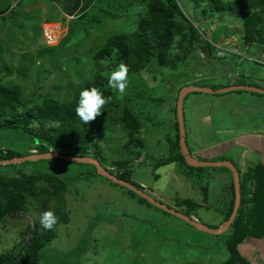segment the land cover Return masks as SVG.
Here are the masks:
<instances>
[{
    "label": "rangeland",
    "instance_id": "obj_1",
    "mask_svg": "<svg viewBox=\"0 0 264 264\" xmlns=\"http://www.w3.org/2000/svg\"><path fill=\"white\" fill-rule=\"evenodd\" d=\"M133 1L135 4L128 7ZM139 1L100 0L96 8H90L82 16L88 20L83 24L81 14L64 15V0H0V10L10 7L8 15L0 17V50L4 59L0 83L6 87L19 86L25 99L47 92L64 100L72 99L77 89L81 92L85 88L87 65L88 79L93 82L96 70L88 62L93 54L114 36L137 34ZM177 1L200 30V36L193 41L178 37L172 45L169 64L163 66L153 59L137 78L128 79L122 96L107 86L116 110L108 103L95 119L99 126L95 139L105 154L100 156L106 160L100 163L103 169L108 168L104 170L117 173V163L123 161V168L142 187L141 191L215 230L221 228L230 214L234 174L225 167L192 170L185 164L182 168L177 163L160 165L162 158L169 157L172 142L177 139L174 110L177 92L184 87L219 91L227 83L264 90V59L258 61L261 56L254 48L241 50L244 31L237 11L211 18L201 12L202 8L196 11L191 0ZM107 13L113 16L107 17ZM206 44L212 48L208 57L214 60L211 64L207 61ZM238 51H242V59L233 55ZM224 52L228 55L223 56ZM116 64L111 63V72L117 69ZM170 76L177 77L172 92L162 88L163 80ZM223 95L194 92L185 97L186 142L196 160L228 162L242 174L239 157L233 153L238 148L231 139L233 135H224L222 140L214 134L215 112L229 111V116L236 113L239 118L263 123L264 95H257L260 97L257 101L249 91L236 97L230 95L226 100L219 97ZM125 109L136 112L142 120L138 131H130L123 124L121 116ZM225 122L228 124V119ZM228 129L233 132L234 126ZM221 141L224 144H219ZM0 148L24 155L38 153L28 138L9 131L0 132ZM94 149L96 146L92 145L91 150ZM154 163L159 165L157 171L152 168ZM15 165L1 164L0 171L17 177L23 172L50 173L70 182L63 204L70 222L56 229L57 236L40 264H56L58 258L72 253L76 260L86 249L74 264H226L228 260L223 242L229 230L217 236L198 231L173 215L140 203L138 197L100 176L90 164L53 159ZM188 171L190 176L186 175ZM250 172L252 180L254 172ZM86 173L90 174V180L77 178ZM196 176H205L201 185L208 186V195L201 191ZM241 186V196L253 201V182H244L241 177ZM38 200L32 202L31 208ZM185 200L197 202L201 207L190 213L186 207L178 206ZM30 211L14 214L6 226L0 227V255L14 250L19 257L24 250L34 224H41L42 218L40 211ZM80 246L83 248L76 253ZM238 251L249 264H264V238H248Z\"/></svg>",
    "mask_w": 264,
    "mask_h": 264
},
{
    "label": "trees",
    "instance_id": "obj_2",
    "mask_svg": "<svg viewBox=\"0 0 264 264\" xmlns=\"http://www.w3.org/2000/svg\"><path fill=\"white\" fill-rule=\"evenodd\" d=\"M99 1L64 0L63 13L65 16L81 14L80 21L83 24H87L88 20L82 16L90 8H96ZM191 1L192 7L196 11L202 8L201 12L211 18L218 16L220 13L237 11L239 17L242 19V29L244 31L241 39L243 45L242 51L254 48L260 55L264 53V0ZM134 4L135 2L133 1V4L128 5V7ZM138 4L139 6L136 9V16L139 18L137 34L114 36L99 51L93 54L88 62L91 68H95L96 73L93 82H90L88 79V65L85 67V88L97 87L103 91L106 97L111 96L110 92L106 90L108 76L111 73V63L116 62V65L120 63L127 65L129 69L128 79L131 81L137 78L138 73L151 64L153 59L158 64L167 66L170 62L172 45L178 37L183 39L189 38L190 41H193L200 36V30L185 15L177 0H140ZM9 12L10 7L0 10V17L8 15ZM106 16L112 17L113 14L107 13ZM205 51L207 61L210 64L213 63L214 60L208 58L212 53V48H210L209 44H206ZM3 63V54L0 50V66L4 65ZM228 74L231 73L228 72ZM176 78V76H170L163 80L165 84L162 88L168 92H172ZM239 84L227 83V85L223 86L224 89H220L219 91L214 90V93L215 95L224 94L223 96H225L227 94H238L245 91L231 90L224 93L220 92L222 90L244 86V84ZM36 88L39 89L38 86ZM182 89L180 88L177 92L178 98H176V107L174 108L177 120V102ZM194 92L197 93V91ZM252 93L255 96L259 95L254 92ZM79 96L80 90L77 89L73 98L70 100H64L60 95L51 92H47L44 95L33 94L30 99H25L22 89L19 86L6 87L0 83V132L9 131L18 136L28 138L34 144L38 153L47 154L52 152L65 156L71 155L74 157L90 158L98 161L99 164H103L106 160L100 156L105 154L102 153L103 149H99L97 145L98 141L95 139L99 135H97L99 126L95 120L85 124L78 117L76 108L78 106ZM163 98L166 99V97ZM109 105L112 106L113 110H116L115 103L112 100L109 102ZM121 119L125 127L130 131L136 132L141 128L142 120L136 112L134 113L129 109H125ZM114 122H117V117L114 118ZM175 127L177 130V139L175 142H172L173 146L169 157L162 158L160 165L177 163L181 168L185 164L189 169H200L192 168L186 164L182 153H180V128L178 123H176ZM92 145L96 146L94 151L91 150ZM30 155V153L24 155L15 151H4L0 148V163ZM60 161L63 162V160ZM29 163L34 162H25V164ZM124 165L123 161L117 163L118 169H116V177L142 190L139 184L131 180L129 172L123 168ZM152 165L153 170L157 171L159 169V165H155V163ZM10 166L16 167L15 164ZM104 169L108 171V168L104 167ZM251 170L254 172L252 180L249 179ZM188 173L189 171L186 175ZM21 174L20 177L8 176L0 171V227L6 226L14 214H27L32 209L40 211L41 217L44 212L52 211L57 217V223L52 229H46L38 222L34 224L29 241L19 257L16 256L14 250H11L8 253L0 255V264H40L41 261L43 262L46 250L50 248V244L57 236L56 229L61 224L67 225L70 222V216L63 207L64 199L70 186L69 180L50 173L37 175L23 172ZM239 175L243 178L244 182H253L254 200L250 201L247 196H241L238 213L232 225L229 227V231H227L229 233L223 242L224 247H227L229 255L226 264H249L245 258L239 256L238 247L248 238H264V166L257 165L245 173L243 172L241 174L239 172ZM80 177L85 180L91 179L89 173L80 174L77 178ZM204 179L205 176H196L195 178L196 182L199 181L200 185ZM112 183L126 189L132 197H138L140 203L155 207L124 186L114 182ZM201 191L205 196L208 195V186L201 185ZM35 200H38V203L31 208L32 202ZM253 202H255L254 205ZM178 204L180 207H186L190 213L194 209L201 207L197 202H192L191 200H185ZM234 205L235 193L233 188L232 201L229 208L230 214L227 220H229L232 215L231 213H233ZM163 212L166 213L165 211ZM81 247L83 248V246L78 247L76 253L79 250L81 251ZM86 251L87 249L77 257L80 258ZM73 254L75 253L67 255L65 258L63 255V257L57 259L56 264H74L78 258L75 260Z\"/></svg>",
    "mask_w": 264,
    "mask_h": 264
},
{
    "label": "water",
    "instance_id": "obj_3",
    "mask_svg": "<svg viewBox=\"0 0 264 264\" xmlns=\"http://www.w3.org/2000/svg\"><path fill=\"white\" fill-rule=\"evenodd\" d=\"M231 90H245V91H250V92H254L257 94H261L264 95V90L262 89H258V88H253V87H234V88H230L227 90H222L220 92L224 93L227 91H231ZM194 91L197 92H203V93H207V94H213L214 91L212 90H207L205 88H190V87H185L181 90L180 95H179V100L177 103V114H178V123H179V128H180V135H181V139H180V144H181V151L182 154L185 158L186 164L190 167L193 168H203V167H225L227 169H229L233 174H234V185H235V195H236V200H235V205H234V210L233 213L231 215V217L229 218V220H227L226 222H224V224L221 226L220 229H210L207 226H205L204 224L199 223L198 221L192 219V218H188L184 215H182L181 213H179L177 210L172 209L171 207L164 205L158 201H156L154 198L150 197L149 195H147L145 192L137 189L135 186L121 181L119 180L117 177L109 174L106 170H104L99 163L94 160V159H90V158H81V157H74V156H65V155H60V154H56V153H47V154H36V155H32L29 157H25V158H19V159H14L11 161H6V162H1L0 165H12V164H17V163H24L26 161L29 162H38V161H43V160H53V159H59V160H63L66 162H76V163H86V164H90L96 167L98 174L101 175L104 178H107L108 180L119 184L121 186H124L125 188L129 189L130 191L134 192L135 194H137L138 196L142 197L143 199L147 200V202H149L150 204L154 205L157 208H160L161 210L165 211L168 214H171L181 220H183L184 222H186L187 224H189L190 226H192L193 228L197 229L198 231L210 234V235H218V234H223L225 233L229 227L232 225L239 207H240V202H241V187H240V180H239V172L237 170V168L228 162H223V163H209V162H200L196 159H194L187 146H186V138H185V127H184V120H183V101L186 95H188L189 93H192Z\"/></svg>",
    "mask_w": 264,
    "mask_h": 264
},
{
    "label": "crops",
    "instance_id": "obj_4",
    "mask_svg": "<svg viewBox=\"0 0 264 264\" xmlns=\"http://www.w3.org/2000/svg\"><path fill=\"white\" fill-rule=\"evenodd\" d=\"M230 95L236 97L235 95L237 94H227L223 96V99H228ZM257 99H260V97L256 96V98H254V101H257ZM229 115V111H224L222 113L215 112V120L217 121L215 123L216 127L213 124V129L216 137H220L223 140L224 135H233V138H231L233 140V144H237L238 147L236 150H233V153L235 154V156L238 155L239 157V162L242 166V172L245 173L250 168H254L257 165L264 166V122L261 123L260 121H255L254 119L247 120L244 118H239L238 116H236V113L234 115L231 114L232 116ZM231 118L236 119L233 120L234 123L233 121H230ZM227 119L228 124L225 122ZM232 126H234L233 132L228 129V127ZM228 140L224 141L227 143ZM224 141L219 142V144H224ZM240 177L241 176H239V180Z\"/></svg>",
    "mask_w": 264,
    "mask_h": 264
},
{
    "label": "clouds",
    "instance_id": "obj_5",
    "mask_svg": "<svg viewBox=\"0 0 264 264\" xmlns=\"http://www.w3.org/2000/svg\"><path fill=\"white\" fill-rule=\"evenodd\" d=\"M241 50H242V48H241ZM228 52H231V51L228 50ZM241 52H239V51L235 52V53H233V55L239 56L242 59V56H240ZM225 55H228V54H225V52H224L223 56H225ZM229 55H231V54H229ZM260 56H261V59H259L258 61L262 62V60L264 59V53L261 54ZM128 73H129V69H128L127 65H125L124 63H120L118 65L117 69H115L114 71L111 72V74L108 78V86L113 90L114 93H117L120 96H122L125 93L126 87L128 85ZM111 100H112L111 96L106 97L104 95L103 91L97 87L84 88L80 92L79 102H78V106L76 108V114L78 115V117L81 119V121L83 123L88 124L89 122L95 120L98 116H100L102 114L103 108ZM183 120H184V101H183ZM177 122H178V120H177ZM178 125H179V123H178ZM184 127H185V125H184ZM185 138H186V131H185ZM180 139H181V135H180ZM186 146H187V142H186ZM187 148H188V146H187ZM188 150H189V148H188ZM181 153H182V151H181ZM36 154H38V153L31 154L30 156L36 155ZM27 157H29V156H27ZM108 173L116 177V173H111V172H108ZM56 223H57V217L54 215V213L52 211H46L43 213L42 218H41V224L44 228L52 229Z\"/></svg>",
    "mask_w": 264,
    "mask_h": 264
},
{
    "label": "bare ground",
    "instance_id": "obj_6",
    "mask_svg": "<svg viewBox=\"0 0 264 264\" xmlns=\"http://www.w3.org/2000/svg\"><path fill=\"white\" fill-rule=\"evenodd\" d=\"M52 26V25H51ZM54 26V25H53ZM56 28V27H55ZM89 68V67H88ZM85 77V76H84Z\"/></svg>",
    "mask_w": 264,
    "mask_h": 264
}]
</instances>
